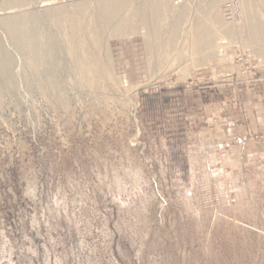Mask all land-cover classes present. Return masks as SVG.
<instances>
[{
    "label": "rangeland",
    "instance_id": "374dc122",
    "mask_svg": "<svg viewBox=\"0 0 264 264\" xmlns=\"http://www.w3.org/2000/svg\"><path fill=\"white\" fill-rule=\"evenodd\" d=\"M97 1L0 0V264H264V0Z\"/></svg>",
    "mask_w": 264,
    "mask_h": 264
},
{
    "label": "crops",
    "instance_id": "0c3cea01",
    "mask_svg": "<svg viewBox=\"0 0 264 264\" xmlns=\"http://www.w3.org/2000/svg\"><path fill=\"white\" fill-rule=\"evenodd\" d=\"M264 77V75H262ZM251 89H242L232 104L239 105L240 112L236 128L241 132L264 129V78ZM236 121V122H237Z\"/></svg>",
    "mask_w": 264,
    "mask_h": 264
},
{
    "label": "bare ground",
    "instance_id": "6f19581e",
    "mask_svg": "<svg viewBox=\"0 0 264 264\" xmlns=\"http://www.w3.org/2000/svg\"><path fill=\"white\" fill-rule=\"evenodd\" d=\"M9 1L16 2L17 0H9ZM100 1H101L100 2L101 5H102V8L101 7L100 8L102 9V12L104 14L103 19L106 18L107 21H111L113 19H117L118 18L119 11H120V7L119 6L120 5L122 6L123 1H125V0H100ZM125 3L126 2H124V4ZM152 4H153V2H152ZM7 18L3 20L4 26L10 30L11 36L13 38L19 37V35H20L19 33L20 32H19L18 29L21 26L20 21H18L19 19L15 20L16 19L15 18L13 20L12 17H11V19H7ZM20 20H22V19H20ZM28 38H29V44H27L28 45V50L34 57H37V48H36L37 46H35V31H34V33H29Z\"/></svg>",
    "mask_w": 264,
    "mask_h": 264
},
{
    "label": "built area",
    "instance_id": "2783aa9c",
    "mask_svg": "<svg viewBox=\"0 0 264 264\" xmlns=\"http://www.w3.org/2000/svg\"><path fill=\"white\" fill-rule=\"evenodd\" d=\"M235 13H236L237 15H236ZM231 15H232L233 18H235V17H237V16L239 15V12H238V5H237V3H234V4L232 5Z\"/></svg>",
    "mask_w": 264,
    "mask_h": 264
}]
</instances>
